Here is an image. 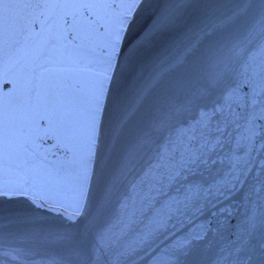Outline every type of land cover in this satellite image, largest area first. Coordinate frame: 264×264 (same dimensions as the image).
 <instances>
[{"label": "snow or ice", "instance_id": "snow-or-ice-1", "mask_svg": "<svg viewBox=\"0 0 264 264\" xmlns=\"http://www.w3.org/2000/svg\"><path fill=\"white\" fill-rule=\"evenodd\" d=\"M0 264H264V0H0Z\"/></svg>", "mask_w": 264, "mask_h": 264}]
</instances>
